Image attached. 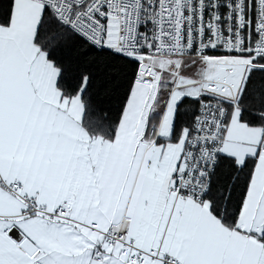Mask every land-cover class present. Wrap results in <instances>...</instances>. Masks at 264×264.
Masks as SVG:
<instances>
[{"label": "snow or ice", "instance_id": "snow-or-ice-1", "mask_svg": "<svg viewBox=\"0 0 264 264\" xmlns=\"http://www.w3.org/2000/svg\"><path fill=\"white\" fill-rule=\"evenodd\" d=\"M0 264H264V0H0Z\"/></svg>", "mask_w": 264, "mask_h": 264}]
</instances>
